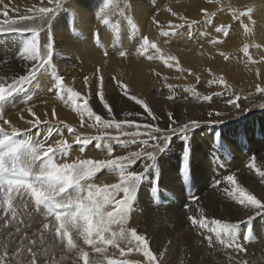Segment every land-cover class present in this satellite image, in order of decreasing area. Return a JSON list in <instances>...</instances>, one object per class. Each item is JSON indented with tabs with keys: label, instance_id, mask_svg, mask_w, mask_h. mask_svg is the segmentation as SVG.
Wrapping results in <instances>:
<instances>
[{
	"label": "bare ground",
	"instance_id": "bare-ground-1",
	"mask_svg": "<svg viewBox=\"0 0 264 264\" xmlns=\"http://www.w3.org/2000/svg\"><path fill=\"white\" fill-rule=\"evenodd\" d=\"M40 7H54V4H49L48 0H3L0 4V29L10 27L6 21L19 22V17L29 14V9L35 13ZM113 10V23L120 27V35L116 28H110ZM249 10L251 19L240 15ZM5 11L8 12L7 17L3 16ZM104 19L109 21L107 25H104ZM20 23L32 25L36 22ZM68 24L89 40L81 42L75 39L69 32ZM101 25L109 27V30H100L107 55L92 43V31ZM220 26L229 30L227 37L215 31ZM51 30L55 73L63 77L65 91L48 90L54 86L55 80L52 68L46 66L30 84L25 85L28 90L25 97L11 94L3 116L21 133L28 129L29 135L36 133V128L25 121L40 119L51 123L54 126L53 135L44 147L53 145L59 139L67 140L72 146L68 156L56 157L57 163L119 160L121 156L131 159V152L140 151L143 145L139 144V140L147 138L144 125L149 122L141 118L150 116L129 96L149 105L160 121V128L175 127L172 120H176L177 124L196 120L199 126L192 128L187 140L174 136L168 150L159 154L157 167L144 171L135 200L122 225L128 239L117 238L118 246L102 243L94 237L98 246L104 249L97 252L92 245L85 243L79 226L83 221H79L77 227L70 230L76 247L69 249V236L60 238L56 234L59 222L33 212V202L28 198L15 203L19 214H16V219H8L12 222L11 227L2 231L0 227V244L4 245L9 240L18 243L22 240L20 244H24L35 239L36 248L43 250L36 264L54 260L58 262L56 264H84L83 251L89 254L88 264H110L113 260L118 264H147V258L136 250V242L129 243L131 230L134 229L149 241L150 250L158 257L155 264H264V214L250 213L224 192L226 187L233 188L226 178L234 175L242 187L257 199L264 200V177L257 172V169L264 171V91H261L264 90V0H63V8L51 21ZM164 32L169 35L164 36ZM18 34L0 31V82L5 85L19 75L27 74L28 66L34 63L20 58L23 43L30 34L26 33V38ZM144 39L149 44L155 43L160 51L144 45ZM213 40L222 43L214 44ZM45 41L46 32H41L42 52ZM85 78L88 79L87 85ZM219 79H223L227 87L211 83ZM120 85L127 86L129 96L124 95L125 90ZM68 88L79 92L80 98L73 101ZM101 92L104 103L112 109L111 115L103 107ZM180 94L185 98L191 94L189 100L210 94H217L214 99L223 100L226 95L228 98L212 103H192L177 101ZM235 96L240 98V108L232 106ZM85 98L93 112L113 122L112 127L98 124L94 117L79 110L84 107ZM200 101L208 100L204 98ZM29 107L35 116L26 111ZM215 111L227 115L213 119ZM209 112L213 115L209 116ZM116 122L121 124V128L115 127ZM4 127L7 131L11 130L7 125ZM68 127L75 131L69 132ZM47 131L48 125L41 123L35 139L43 141ZM76 134L92 139L82 149L74 140ZM96 137L102 139L97 141ZM114 138L123 144L116 143ZM97 144L100 146L96 147ZM109 146L111 154L107 150ZM186 149L189 150V155H184L188 163L187 171L193 174L192 177L186 176L190 178V188L181 184L176 167L168 163L170 168H167L162 164L163 158L175 161L171 157L175 150L181 152ZM253 157L255 169L249 167ZM145 164L150 165L151 161L142 156L129 165L128 170L140 172L145 169ZM83 183L104 187L120 184L121 180L117 172L105 167ZM196 195L204 197L185 210L188 198ZM123 196L120 192L115 199L122 200ZM200 209L204 210L203 217ZM112 210V205L104 209ZM250 214L253 219L251 224H247ZM190 216L203 219L207 227L193 226ZM215 219L239 224L237 242L245 251H235L234 245L229 247V237H217L209 231L215 227L212 224ZM45 224L49 225L47 229ZM120 228V224H112L110 230L104 233L105 238L112 239V232L119 233ZM247 228H251L249 236H245ZM23 234L27 235L26 239ZM209 236L212 237L211 244ZM60 240L62 244L58 243ZM6 252L7 255L3 251L1 256L4 259L0 264L3 261L17 264L15 259L18 256L8 257V253L14 251L10 249ZM20 255L25 259L32 257L27 250Z\"/></svg>",
	"mask_w": 264,
	"mask_h": 264
},
{
	"label": "snow or ice",
	"instance_id": "snow-or-ice-1",
	"mask_svg": "<svg viewBox=\"0 0 264 264\" xmlns=\"http://www.w3.org/2000/svg\"><path fill=\"white\" fill-rule=\"evenodd\" d=\"M3 0H0V4ZM49 4H54V7H40L33 13L32 9H29V14H25L19 17V22L16 20H8L6 23L10 25L8 29H0V31H13L20 34H30L28 39L23 43L22 51L20 52V58L25 61H32L27 69V74L19 75L18 78L13 79L11 84L5 86L0 82V104H2L8 96L12 93L23 91L25 85L30 84L33 79L36 78L38 72L44 69L46 66L53 69V77L55 80L54 86L49 88V91H65V81L63 77L56 75L55 65L53 64L54 45L53 36L51 30V21L55 14L63 8V0H48ZM7 9L8 5H4ZM175 15V13H173ZM207 16V13H205ZM241 16L247 15L251 19V10L248 12L240 13ZM4 17L8 16V12L3 13ZM35 21L32 25L22 24L20 22ZM103 23L107 25L109 21L103 20ZM195 23V21H193ZM45 25L47 26L45 28ZM247 28V25L244 26ZM217 33H222L225 37L229 35V30L224 26L217 27L215 29ZM41 32H46V41L43 45V52L41 51L40 36ZM164 36H168V32L163 33ZM212 43H222V41L213 40ZM144 45H147L157 52L160 51L155 43L149 44L147 39H144ZM247 51V49H245ZM107 55V53H105ZM124 55V53H122ZM224 55V53H220ZM163 58V57H161ZM151 59V57H149ZM171 60H175V57H169ZM227 59V57H225ZM167 63V61H165ZM171 66V65H169ZM2 79V78H0ZM85 85L88 84V79L85 78ZM211 83H219L227 87L223 79L213 80ZM102 85V78H101ZM124 89V95L129 96L126 85H120ZM71 93L73 101L80 98V93L73 91L71 88L67 89ZM264 91V90H261ZM129 99H134L136 104L141 105L149 116L153 119H158L150 110L149 105L141 99H137L134 96H129ZM206 100H210V97H205ZM239 97L235 96L231 103L235 108H240L238 103ZM100 100L103 103V107L108 111L109 115L112 113L111 107L104 103L103 93H100ZM84 107L79 109L81 112H85L89 117H94V120L98 124H102L105 127H112L113 122L104 120L102 117L88 106V99L83 100ZM79 108V105H77ZM30 114L35 116L32 108L26 109ZM138 114V113H137ZM215 116L227 115L225 112L215 111ZM53 115L55 111L53 110ZM125 115H132L126 113ZM169 113V118H171ZM213 115L209 112V116ZM25 123L32 125L36 128V133H39V125L45 123L48 125V131L44 135L43 141L35 139L36 133L29 135L28 129H25L24 133H21L19 128L12 126L10 121L4 120L3 112L0 111V208H4L7 205L5 212H11L12 219H16V211L12 204V194H18L23 198L25 194L29 195L35 204L36 210L41 208L46 210L47 215H51L55 212V219L58 223L56 227V234L58 236L68 235L69 249L76 247L71 236L70 230L77 227L79 221H83L80 224L82 234L85 243L92 245L97 252H102L104 249L99 247L97 239L102 243L109 245H116V239H128L127 231L122 227L125 223L127 213L132 207V202L135 200L137 188L144 176V171L148 168L155 169L157 167L158 156L160 153L168 150L169 146L173 142V137L179 135L187 140L188 133L194 127L199 126V122L196 120H190L188 122L176 123V120H172V124L175 127L160 128L146 123L144 125L146 139L139 140V144L143 145L140 151L131 152V159L121 156L119 160H101L99 162L93 160H83L77 163H57L56 157L61 158L69 155L71 145L65 139H59L51 146L44 147V143L49 137L53 135L54 126L48 121H41L40 119L27 120ZM219 123V122H218ZM4 125L10 128V131L5 130ZM117 129L121 128L119 122L115 123ZM69 132L75 130L68 127ZM58 131V129H57ZM131 135H136L132 133ZM90 137H82L79 134L74 136V140L77 144L86 146L90 143ZM97 141L102 137H96ZM116 143L123 144L118 138ZM135 142V141H134ZM151 142V143H150ZM100 145L97 144L96 147ZM154 149V151L147 150ZM108 152L111 154L112 148L108 147ZM189 155V150L186 149V156ZM146 157L151 161V164H145V169L140 172L134 170L129 171L128 166L135 163L141 157ZM126 161V163L124 162ZM252 163L249 165L251 168H256L255 158H252ZM108 168L111 171L117 172L120 176L121 183L113 184L110 186L99 187L91 183H83L94 176L95 172L101 168ZM188 165L185 164L183 171L187 173ZM258 174L264 177V171L257 169ZM226 181L233 188H225V194L237 204H240L249 212H255V215L264 214V200L257 199L246 188L242 187L237 177L234 175H228ZM219 183V182H218ZM72 191H69V190ZM111 189V190H109ZM124 194L122 200H116L115 197L118 193ZM86 193V195H85ZM196 198L194 197L193 200ZM107 205H112V211H104ZM27 207V202H25ZM64 210L62 213L56 210ZM200 215L203 217L204 210L200 209ZM193 226L198 228H205L207 224L203 219L189 217ZM253 216H248L247 224H251ZM95 221V222H94ZM22 222V221H21ZM240 223H245L241 221ZM112 224H120L121 228L119 233L112 232V239H106L104 233L110 230ZM215 225L214 228H210V232H214L217 237L227 236L230 238L229 247H233L235 251H245V249L237 242L236 230L239 228V224L229 223L220 219L212 221ZM48 224L44 225L47 229ZM19 230V229H17ZM251 231V229H248ZM131 240L136 242V250L142 252L143 256L147 258V264H155L157 255L150 250L149 241L144 235H140L136 230H131ZM95 237V238H94ZM208 242L212 243V237H208ZM36 241L33 240L32 244ZM142 245V247H141ZM118 246V245H116ZM132 251V249H129ZM28 252L32 253V264H35V252L32 248H28ZM123 253V249H121ZM5 255L7 252L5 250ZM82 258L84 264H88L89 254L87 251L82 252ZM4 259V256H0V261ZM110 264H118L117 261H110ZM241 264H247V262H241Z\"/></svg>",
	"mask_w": 264,
	"mask_h": 264
},
{
	"label": "rangeland",
	"instance_id": "rangeland-1",
	"mask_svg": "<svg viewBox=\"0 0 264 264\" xmlns=\"http://www.w3.org/2000/svg\"><path fill=\"white\" fill-rule=\"evenodd\" d=\"M113 13H112V26L110 27V28H112V29H114V28H116L117 29V34L118 35H120L118 32L120 31V27L118 26V25H116V24H114L113 23V15H114V10L112 11ZM257 12V11H256ZM212 20H215V18H213ZM105 25V24H104ZM107 28H109L108 26H107ZM106 28V26H105V28H101L102 30L104 29H107ZM107 30H109V29H107ZM102 32V31H101ZM102 39H103V42H104V38H103V36H102ZM215 95H217V94H210V95H208V97H210L211 99L210 100H208V101H200V99L202 100V99H204L205 97H194L193 99H191V100H189L188 98H190L191 97V94L189 95V96H187L186 98L182 95L181 96V94H180V97H179V99L177 100V101H185V102H189V101H192V103H194V102H207V103H212V101L213 102H218L219 100L220 101H225L227 98H228V95H226V96H224V99L222 100L221 98H217V99H214V97H215ZM184 97V98H183ZM207 97V96H206ZM182 99V100H181ZM195 100H197V101H195ZM156 102V101H155ZM159 101H157V103H158ZM167 102H172V101H167ZM224 116H226V115H224ZM224 116H222V117H224ZM212 117H214L213 119H216V116H212ZM150 118H152L151 116H150ZM150 118H148V117H142L141 119L142 120H144V121H149L150 123H151V125H153V126H155V127H160L161 126V124H160V121H159V119H150ZM210 119L211 120H213L211 117H210ZM159 121V122H158ZM148 122V123H149ZM160 124V125H159ZM227 124V123H226ZM244 148H249V146H245ZM186 150L185 151H181L180 152V150H175V153L171 156V157H173L174 159H175V161L174 162H169L167 159H165V158H163V160H162V164L163 165H165L167 168H170L169 166H167L168 165V163H170V164H172L174 167H176V169L178 170V172H180V170H182L183 171V166L185 165V163L188 165V163H187V161H186V156H184V155H186ZM179 153H184V154H179ZM184 159H185V161H184ZM165 163V164H164ZM176 164V165H175ZM179 164V165H178ZM183 164V165H182ZM182 165V166H181ZM178 172H177V174H178ZM218 185H220V183H218ZM201 196V198H202V196L203 195H200ZM204 197V196H203ZM200 198V199H201ZM199 199V200H200ZM203 199V198H202ZM197 203V202H196ZM187 205V204H186ZM186 205H185V210H187L188 208L186 207ZM248 229H251V228H247V231L245 232V236L247 235V236H249V234H250V232L251 231H248ZM70 235H71V233H70ZM23 238H24V236H23ZM31 240L32 239H30V241L29 242H31ZM29 242H27V243H29ZM24 244H25V242H23ZM58 243L59 244H62V242L61 241H58ZM12 245H14V242H12V241H8V242H6L5 244H4V249H0V256L3 254V251H5L6 249H8V250H6V251H9L10 250V247L12 246ZM12 253H14V252H12ZM12 253H8V255L9 254H11V255H9L8 257H16V256H18V259H15V261H16V263L17 264H32V257L30 258V259H25V258H23L21 255H19V254H17V255H14V254H12ZM42 253H43V250L41 249V247L40 248H36L35 249V264L37 263V260H39V258L41 257V255H42ZM32 255V254H31ZM209 261H210V259H208ZM213 262V261H212ZM56 263H58L57 261H53V264H56Z\"/></svg>",
	"mask_w": 264,
	"mask_h": 264
},
{
	"label": "built area",
	"instance_id": "built-area-1",
	"mask_svg": "<svg viewBox=\"0 0 264 264\" xmlns=\"http://www.w3.org/2000/svg\"><path fill=\"white\" fill-rule=\"evenodd\" d=\"M14 243H15V245H12V246L10 247V249H11L12 251H16V249H17L18 247H20V244H19L18 242H14ZM46 264H53V262L49 261V262L46 263Z\"/></svg>",
	"mask_w": 264,
	"mask_h": 264
}]
</instances>
